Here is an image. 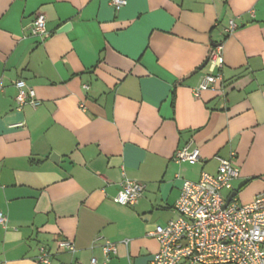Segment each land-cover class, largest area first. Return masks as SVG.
<instances>
[{
  "label": "crops",
  "instance_id": "crops-1",
  "mask_svg": "<svg viewBox=\"0 0 264 264\" xmlns=\"http://www.w3.org/2000/svg\"><path fill=\"white\" fill-rule=\"evenodd\" d=\"M126 2L0 0V264H36L40 246L52 264H101L98 237L117 243L110 264H153L148 233L176 218L184 181L233 153L240 175L224 197L264 194V0ZM221 43L223 79L196 98ZM20 79L37 107L17 108ZM189 144L201 161L176 162ZM123 174L144 187L133 207L113 200Z\"/></svg>",
  "mask_w": 264,
  "mask_h": 264
},
{
  "label": "built area",
  "instance_id": "built-area-1",
  "mask_svg": "<svg viewBox=\"0 0 264 264\" xmlns=\"http://www.w3.org/2000/svg\"><path fill=\"white\" fill-rule=\"evenodd\" d=\"M126 4V0H111L116 10ZM236 28L235 21L231 20L226 33H232ZM32 33L40 38L48 35L43 13L36 14ZM207 67L209 72L194 90L196 98L202 92L215 88L223 79L222 43L210 46ZM15 87L18 90V109L25 105H39L34 89L25 80H17ZM3 89L0 80V91ZM234 156L235 153L230 159L218 158L219 166L215 174L203 172L198 181H184L175 205L176 218L148 233L159 245L153 264H264V194L246 204L234 197L225 207L227 199L223 192L232 190L233 182L240 175L233 161ZM175 161L195 165L201 161L200 150L189 144L175 153ZM143 189V184L123 174L120 191L113 200L133 207L142 196ZM6 223V215L0 212V225ZM99 241L102 242L104 258L101 264H110L117 255V243L98 237L93 245ZM124 243L128 244V241ZM59 248L70 254L77 252L75 243L66 239L60 241ZM52 259L53 255L47 247L38 248L36 264H52ZM90 264L99 262L92 258Z\"/></svg>",
  "mask_w": 264,
  "mask_h": 264
},
{
  "label": "water",
  "instance_id": "water-1",
  "mask_svg": "<svg viewBox=\"0 0 264 264\" xmlns=\"http://www.w3.org/2000/svg\"><path fill=\"white\" fill-rule=\"evenodd\" d=\"M71 27H72L71 24H70V23H67V24L64 25L62 28H60L59 32H67ZM207 62H208V60H207ZM207 62L204 63V65L202 66V68L205 67V66L207 65ZM52 159H53V160H56V159L58 160V156L53 155V156H52ZM235 196H236V193L233 192V193L229 196V198L227 199L226 204H225V207L229 204V202H230ZM225 207H224V208H225Z\"/></svg>",
  "mask_w": 264,
  "mask_h": 264
}]
</instances>
